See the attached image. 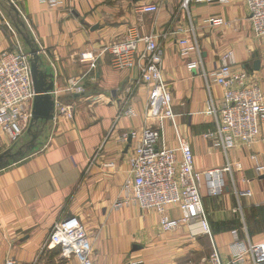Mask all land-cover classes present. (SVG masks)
I'll return each mask as SVG.
<instances>
[{"label":"crops","instance_id":"crops-1","mask_svg":"<svg viewBox=\"0 0 264 264\" xmlns=\"http://www.w3.org/2000/svg\"><path fill=\"white\" fill-rule=\"evenodd\" d=\"M183 2L0 0V51L19 42L30 54L24 39L30 37L42 60L39 84L51 82L54 100L53 119L33 126L36 136L43 130L35 141L26 133L11 143L0 127V155L23 148L21 157L7 159L9 165L0 170V264L9 258L15 264H79L61 249H44L53 224L69 218L84 226L95 264H201L214 248L227 263L232 231L245 245L264 242V174L255 171L251 159L255 156L264 164V123L254 143L226 152L203 137L216 128L205 111L210 100L218 106L223 95L224 89L210 76L225 54L232 52V69L246 71L250 84L264 93V40L252 33L245 0ZM150 3L158 6L156 15L135 10ZM211 18L228 24L210 26ZM128 32L167 36L159 40L173 123L189 141L194 169L203 174L200 194L211 237L197 220L163 232L152 211L133 205L113 208L129 179V159L139 139L124 141L123 134H140L150 127L160 133L159 149L176 145L170 120L143 115L149 87L134 85L138 66L116 71L108 55L100 57L95 68L80 61L82 53H98ZM183 38L193 48L188 57L179 53ZM191 60L199 64L190 71L186 64ZM46 74L53 76L44 78ZM69 81L78 83L82 92L69 90ZM124 106L137 115L117 120ZM60 107L71 110V118L60 114ZM226 167L230 169L224 171ZM215 170L212 179L221 184V191L212 196L206 173ZM247 192L250 195H242ZM169 210L174 218L181 217L176 208ZM244 264H252L249 255Z\"/></svg>","mask_w":264,"mask_h":264},{"label":"built area","instance_id":"built-area-1","mask_svg":"<svg viewBox=\"0 0 264 264\" xmlns=\"http://www.w3.org/2000/svg\"><path fill=\"white\" fill-rule=\"evenodd\" d=\"M210 1V0H205ZM45 2V0H43ZM248 19L255 37L264 40V0H245ZM188 4L184 0L183 6ZM140 14L155 15L159 8L155 4L136 7ZM210 26L227 25L220 18L208 20ZM165 34L138 36L128 32L121 41L110 42L100 49L98 54L84 52L80 61L95 68L100 57H111V66L118 71L139 67V78L134 84L149 87L148 99L143 115L146 118L157 117L173 123V110L168 85L162 72L163 48L160 38ZM181 57H188L193 48L186 39L179 41ZM143 50H139L140 46ZM31 56L22 43L15 42L9 49L0 51V127L11 143L18 142L28 131L32 121L31 103L35 97L30 66ZM198 62L191 60L186 64L188 70H195ZM232 52L222 58L220 67L214 71L211 82L224 89L218 106L210 100L205 114L213 117L216 128L208 131L203 137L214 141L215 146L224 152L240 146H249L258 138L260 126L264 123V93L249 82L246 71L233 70ZM75 93H81L78 83H71ZM60 114L71 118V110L60 107ZM137 113L123 107L117 120L123 116L135 117ZM174 127L175 147L161 150L158 143L160 133L150 127L141 133L130 131L123 134L122 139L138 137L134 152L129 159V179L122 185L120 195L114 203V209L133 205L142 211H152L159 217V226L163 232H172L181 224L197 220L202 231L211 237L206 214L200 194L202 173L194 169V157L188 139ZM97 155V153H96ZM254 168L258 174H264V164L252 156ZM224 168V171L229 170ZM218 171L206 173L210 177L209 193L217 196L221 184L212 177ZM242 195H250L249 192ZM169 208H176L180 218H174ZM234 242L231 246L229 262L224 263L216 248L212 254L203 259L201 264H244L245 256L249 255L252 264H264V242L245 245L232 231ZM59 248L67 255L73 256L79 264H95L91 259V242L84 226L76 219H60L56 221L49 233L44 249L50 251ZM5 264H15L9 258Z\"/></svg>","mask_w":264,"mask_h":264},{"label":"water","instance_id":"water-1","mask_svg":"<svg viewBox=\"0 0 264 264\" xmlns=\"http://www.w3.org/2000/svg\"><path fill=\"white\" fill-rule=\"evenodd\" d=\"M16 11V10H15ZM20 26V25H19ZM18 29L19 34H22V31ZM25 41L28 44L30 48V55L31 60H30V66H31V75H32V80H33V87H34V92H35V97L33 99V108H32V121L31 125L26 132L27 135L31 136V142L35 141L43 132L40 131L38 132V136H36V132L33 130V126H36L38 121L47 123L48 121L53 119V113H54V100L52 96L49 94L50 91L53 90V85L51 82L47 84V82H43L44 84H39L42 83V77L41 80H39L40 77V72H39V63H42L41 58L36 55L37 54V49H35L32 46L33 41L30 39V37L25 36ZM254 68L258 70L259 68V62L255 61L254 63ZM46 76H50V78L53 76L52 74ZM47 78V77H46ZM41 133V134H40ZM33 145V143H31ZM34 146V145H33ZM22 150L23 148L21 147L16 151L15 153H11L10 151L3 153L0 155V170L4 169L7 165H9L8 160H13L16 157H21L22 156Z\"/></svg>","mask_w":264,"mask_h":264},{"label":"rangeland","instance_id":"rangeland-1","mask_svg":"<svg viewBox=\"0 0 264 264\" xmlns=\"http://www.w3.org/2000/svg\"><path fill=\"white\" fill-rule=\"evenodd\" d=\"M44 3V2H43ZM150 4H153V3H150ZM156 5V4H155ZM135 10H136V8H135ZM138 13V12H137ZM140 14V13H139ZM156 15V14H155ZM250 25H251V23H250ZM222 26H224V25H220L219 27H222ZM226 26V25H225ZM251 30H252V26H251ZM252 33H253V30H252ZM25 35V34H24ZM253 35H254V33H253ZM255 36V35H254ZM183 39H185V38H183ZM99 53V52H98ZM98 53H95V54H98ZM110 64H111V58H110ZM112 67V66H111ZM115 70V69H114ZM116 71H118V70H116Z\"/></svg>","mask_w":264,"mask_h":264},{"label":"trees","instance_id":"trees-1","mask_svg":"<svg viewBox=\"0 0 264 264\" xmlns=\"http://www.w3.org/2000/svg\"><path fill=\"white\" fill-rule=\"evenodd\" d=\"M57 249H59V248H56V249H54V250H57Z\"/></svg>","mask_w":264,"mask_h":264}]
</instances>
